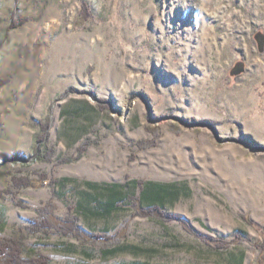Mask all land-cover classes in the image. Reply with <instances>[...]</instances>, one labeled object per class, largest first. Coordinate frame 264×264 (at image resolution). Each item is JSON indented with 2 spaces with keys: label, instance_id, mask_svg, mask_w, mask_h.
I'll use <instances>...</instances> for the list:
<instances>
[{
  "label": "rangeland",
  "instance_id": "obj_1",
  "mask_svg": "<svg viewBox=\"0 0 264 264\" xmlns=\"http://www.w3.org/2000/svg\"><path fill=\"white\" fill-rule=\"evenodd\" d=\"M146 183L181 220L140 214ZM5 242L49 264H264V0H0Z\"/></svg>",
  "mask_w": 264,
  "mask_h": 264
},
{
  "label": "trees",
  "instance_id": "obj_2",
  "mask_svg": "<svg viewBox=\"0 0 264 264\" xmlns=\"http://www.w3.org/2000/svg\"><path fill=\"white\" fill-rule=\"evenodd\" d=\"M3 158H9L7 156H3ZM13 158V157H10ZM15 159V158H14ZM138 184H142V182H137ZM124 185H120V184H112L109 185V191L111 193V198L110 200L107 202V206H106V210H105V214L109 215L113 212V210L116 208V204H118L119 202H121L123 200V197L120 196V189L123 187ZM142 193V197L145 200L150 201L151 203H153V207L150 210H140V214L142 216H157L159 218L162 219H168L170 218L172 219H179L181 220L180 217H168L167 215H165L161 208H157L158 204H162L163 201L172 195V191L169 187L167 186H163V185H157V184H152V183H146L143 187V191ZM46 222V221H45ZM52 224L54 225V227L57 229H61V232L63 233H68V234H72L74 236H81L82 232L79 230V228L77 227L75 221L72 220H65L62 221L60 219H52ZM51 222L47 225H51ZM42 226V225H41ZM223 243V242H220ZM209 244V243H208ZM225 244V243H223ZM18 243H8L5 242L3 244V246H0V264H49V261L47 259H38V260H31V261H25V259L23 260L21 257V250L19 249V246H17ZM262 250V258L264 260V246Z\"/></svg>",
  "mask_w": 264,
  "mask_h": 264
}]
</instances>
